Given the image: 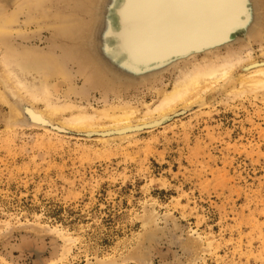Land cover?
<instances>
[{
	"label": "rangeland",
	"instance_id": "obj_1",
	"mask_svg": "<svg viewBox=\"0 0 264 264\" xmlns=\"http://www.w3.org/2000/svg\"><path fill=\"white\" fill-rule=\"evenodd\" d=\"M243 36L236 28L232 47ZM51 37L33 45L48 51ZM70 41L60 63L72 100L140 116L158 102L153 78L128 80L84 35ZM172 71L158 75L168 89ZM228 83L163 126L121 134L8 121L0 102V264H264V99H232Z\"/></svg>",
	"mask_w": 264,
	"mask_h": 264
},
{
	"label": "bare ground",
	"instance_id": "obj_2",
	"mask_svg": "<svg viewBox=\"0 0 264 264\" xmlns=\"http://www.w3.org/2000/svg\"><path fill=\"white\" fill-rule=\"evenodd\" d=\"M226 17L227 24L217 28ZM236 28L247 43L232 47ZM44 30L52 36L48 51L33 45ZM81 35L128 80L153 78L146 83L158 90V102L144 104L140 116L141 109L128 103L91 112L72 100V74L60 56L71 49L70 38ZM255 43L261 47L259 61ZM56 50L61 54L55 58ZM171 70L176 74L168 89L159 76ZM230 80L232 99L250 94L264 99V0H0V102L10 109L8 121L59 133L84 134L108 125L124 132L135 120L156 116L136 125L143 128L184 114L181 106H204L203 95ZM62 92L64 98L57 95Z\"/></svg>",
	"mask_w": 264,
	"mask_h": 264
},
{
	"label": "water",
	"instance_id": "obj_3",
	"mask_svg": "<svg viewBox=\"0 0 264 264\" xmlns=\"http://www.w3.org/2000/svg\"><path fill=\"white\" fill-rule=\"evenodd\" d=\"M183 115V114H182ZM181 113L179 114H175L170 120H165L164 122L161 123V121L159 122V124H155V125H152V126H144L143 128H137V127H134L132 130H128V131H124V132H120L119 130L116 131L115 133H118V134H121V133H126V132H131V131H143V130H149V129H153V128H156V127H159V126H163L169 122H171L172 120L176 119L177 117H180L182 116ZM63 133H67V132H63ZM111 133H114L113 131ZM67 134H75V133H67ZM75 135H78V134H75ZM82 135V134H81Z\"/></svg>",
	"mask_w": 264,
	"mask_h": 264
}]
</instances>
